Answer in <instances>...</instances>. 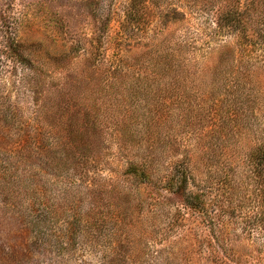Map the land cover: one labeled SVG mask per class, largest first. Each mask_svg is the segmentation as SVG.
I'll list each match as a JSON object with an SVG mask.
<instances>
[{
    "label": "rangeland",
    "instance_id": "rangeland-1",
    "mask_svg": "<svg viewBox=\"0 0 264 264\" xmlns=\"http://www.w3.org/2000/svg\"><path fill=\"white\" fill-rule=\"evenodd\" d=\"M263 141L264 0H0V264H264Z\"/></svg>",
    "mask_w": 264,
    "mask_h": 264
},
{
    "label": "trees",
    "instance_id": "trees-1",
    "mask_svg": "<svg viewBox=\"0 0 264 264\" xmlns=\"http://www.w3.org/2000/svg\"><path fill=\"white\" fill-rule=\"evenodd\" d=\"M245 13L241 10H226L224 13L220 15L219 25L222 30L225 32H233L237 29H241L244 31L245 28ZM243 28V29H242ZM253 156L256 158L258 163L264 167V141L257 146L256 152H254ZM142 178L143 182L150 183L151 175L145 172V169L141 170V172H136ZM191 170H189L188 165H182V168H177L172 176L166 180L164 184L161 185L162 188H166L170 193L175 195H181L184 197V204L192 210H198L201 208V196L199 193L197 194H187L186 189L188 185V181L191 179Z\"/></svg>",
    "mask_w": 264,
    "mask_h": 264
}]
</instances>
